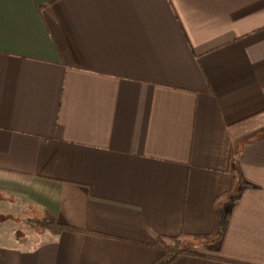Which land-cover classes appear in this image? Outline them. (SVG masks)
Returning a JSON list of instances; mask_svg holds the SVG:
<instances>
[{
	"label": "crops",
	"instance_id": "1",
	"mask_svg": "<svg viewBox=\"0 0 264 264\" xmlns=\"http://www.w3.org/2000/svg\"><path fill=\"white\" fill-rule=\"evenodd\" d=\"M180 235L171 264H264V0H0V264Z\"/></svg>",
	"mask_w": 264,
	"mask_h": 264
},
{
	"label": "trees",
	"instance_id": "2",
	"mask_svg": "<svg viewBox=\"0 0 264 264\" xmlns=\"http://www.w3.org/2000/svg\"><path fill=\"white\" fill-rule=\"evenodd\" d=\"M228 213L220 220L218 224V230L216 232V238H219L223 235L227 221H228ZM37 224L40 225L42 229L49 230L54 234H60L64 231H74V232H86L87 230L81 229L75 226H71L69 224H64L61 222H51L48 220H38ZM187 235L180 236H161L156 242V246L162 248L164 250V256L157 260L152 264H171L178 257L185 254H193V255H204L198 251L193 250L188 244L190 240Z\"/></svg>",
	"mask_w": 264,
	"mask_h": 264
},
{
	"label": "rangeland",
	"instance_id": "3",
	"mask_svg": "<svg viewBox=\"0 0 264 264\" xmlns=\"http://www.w3.org/2000/svg\"><path fill=\"white\" fill-rule=\"evenodd\" d=\"M27 234V233H26ZM25 235V234H23ZM193 250L198 251L200 253H205V249H207L205 246L202 245V243L198 242L197 240H193L189 242L188 244Z\"/></svg>",
	"mask_w": 264,
	"mask_h": 264
}]
</instances>
